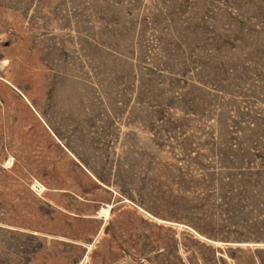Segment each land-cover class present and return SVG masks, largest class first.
<instances>
[{
    "label": "rangeland",
    "instance_id": "374dc122",
    "mask_svg": "<svg viewBox=\"0 0 264 264\" xmlns=\"http://www.w3.org/2000/svg\"><path fill=\"white\" fill-rule=\"evenodd\" d=\"M0 264H264V0H0Z\"/></svg>",
    "mask_w": 264,
    "mask_h": 264
}]
</instances>
